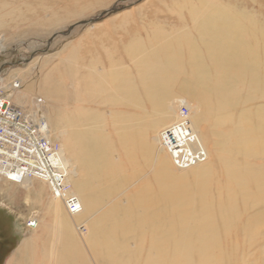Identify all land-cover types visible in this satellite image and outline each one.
<instances>
[{"label": "bare ground", "instance_id": "6f19581e", "mask_svg": "<svg viewBox=\"0 0 264 264\" xmlns=\"http://www.w3.org/2000/svg\"><path fill=\"white\" fill-rule=\"evenodd\" d=\"M185 3L191 25L156 24L144 39H130L125 66L112 63L102 72V80L109 81L106 98L111 119L98 109L89 114L81 108L59 110L57 129L48 127V136L57 135L64 146L59 145L81 211L69 215V222L61 198L48 187L50 201L38 209L40 215L34 221L38 231L19 244L7 264H210L221 260L219 254L211 256L220 244L218 234L224 244L227 229L250 227L236 196L214 195V214H220L217 220L209 213L208 202L199 201L198 215L191 202L195 191L201 198L207 191L214 155L226 170L224 178L235 181L237 190L242 191L251 179L249 182L264 192V170L242 158L255 149V135L264 141V126L255 128L246 115L253 108L264 124V104L251 106L238 116L232 113V102L245 89L249 92L242 98L245 103L264 101V57L260 61L254 52L259 33L254 29L250 37L245 35L233 18L239 17L243 27L249 25L224 6H217V13L211 14L205 4L197 8ZM193 28L198 33H193ZM192 42L196 54L189 50ZM175 85L189 100L173 97ZM13 93L8 95L10 99ZM15 101L23 105L24 97L17 96ZM180 104L188 106L191 127L207 151L205 162L183 171L175 169L160 141L161 131L177 122ZM138 105H142L139 111ZM133 106L137 111L132 113L129 109ZM213 115L220 117L216 128L229 125L232 119V135L219 133L215 139L214 127L208 123L204 132L199 130L198 123ZM103 120L114 131L110 133V151L105 149L109 144H102L106 138L96 137V126ZM85 124L86 134L79 138L74 128ZM153 131L152 140H148ZM201 134H205L204 142ZM23 184L34 189L41 186L42 190L45 186L39 180ZM87 216L98 220L87 224ZM76 219L85 225L80 239L76 237ZM131 232L139 236H131ZM82 242L85 248L79 246Z\"/></svg>", "mask_w": 264, "mask_h": 264}, {"label": "rangeland", "instance_id": "374dc122", "mask_svg": "<svg viewBox=\"0 0 264 264\" xmlns=\"http://www.w3.org/2000/svg\"><path fill=\"white\" fill-rule=\"evenodd\" d=\"M185 1L193 3L189 5L190 7L199 8L205 4L207 12L211 14L217 13L215 10L217 6H224L231 12L241 15L242 20L249 26L243 27L237 20L239 17L233 18V21L239 25V30H245L244 34L248 37L256 29L259 35L256 37L258 44L254 52L259 56L260 61L261 57H264V35H262L264 34V0H0V45L2 46L0 47V85H8L9 88L3 87V90L10 95V84L16 78L21 88L13 93L12 103L32 118H36L38 114L43 115L50 129H57L59 110L72 111L73 108H81L84 113L89 114L94 109H98L111 119L112 109L110 111L107 108L106 98L109 81L107 78L102 80V72L109 70L107 68L112 63L116 64V67L125 66L127 64L126 47L130 39L135 37L144 39L148 31L156 24H161L163 27L191 25ZM161 3H173L174 11L167 12L164 10L166 6L158 5ZM175 16L179 22H176ZM146 18L172 20L176 23L167 24L156 21L147 23L145 25L149 30L145 31L147 28L144 27L145 35L142 36L135 27L138 22ZM193 33H198L196 28H193ZM189 47L192 48H189L190 52L196 54L195 43L192 42ZM248 84L246 80V86ZM248 93L247 89L243 90L232 102L234 104L232 113L238 116L241 111L251 106L264 104V101L245 103L242 98ZM14 95L23 96L24 104L18 105ZM76 96H78L77 99ZM173 97H184L189 100L180 92L178 85L173 88ZM38 99L42 100V104L38 103ZM141 106H137L138 111ZM134 108L133 106L129 111L136 112L137 109ZM146 108L149 109V107ZM248 112L250 113L246 115L251 117L254 126L257 124L264 126L253 108H250ZM104 120L101 125L96 126V137L106 138L102 144H109L105 149L110 151V133L114 131L112 126H107ZM205 120L197 125H200L201 132L205 131L208 123L214 127L215 139H218L219 133L232 135V119L230 124L223 128L221 126L216 128L215 124L220 120L219 116L213 115L206 117ZM154 126L159 128L157 124ZM87 129L88 124L74 128L79 138L86 134L84 130ZM153 136L154 131L148 136V140H152ZM201 136L204 142L205 134ZM50 139L63 146L57 135L51 134ZM254 140L256 147L251 156L242 158L244 162L257 163L256 169L264 170L262 160L264 141L259 135H255ZM208 148L211 149V146ZM212 156L210 155L211 158ZM116 157L119 161L121 160L118 156ZM214 157V165L209 169L210 176L207 178V191L202 195L203 198L199 197L200 194L196 191L194 192L192 208L197 215L200 214L199 201L201 200L202 203L205 200L209 203V213L214 214V195L223 198L233 195L241 204V215L246 214L251 224L246 229H240V225L227 229L225 233L228 235V240L224 244L217 232L220 244L212 250L211 256H214V253L219 254L221 260L211 261L210 264H264V192L258 191L259 186L249 182L253 181L251 179L247 182L250 184L244 185L242 191L237 190L234 187L235 181L229 177L224 178L227 173L224 166L220 165L219 156L214 155ZM138 158L142 160L141 157ZM239 160L241 162L240 158ZM207 165L210 166L208 160ZM186 181L191 182V179L186 176ZM48 187L45 183L44 191L41 186L34 189L25 184L18 186L8 181L0 182V211L13 218L12 244L15 245L10 254L5 251L0 252V264H7L19 244L23 240L27 241L32 233L38 231V228H34V221L40 215L38 209L45 207V204L50 201L52 193L47 191ZM10 188L14 190L11 197L9 195L7 197ZM247 191L250 194L245 196ZM244 198L249 200L248 204L243 202ZM60 203L64 210L63 202L60 201ZM256 203L258 206L251 208ZM64 213L67 220L71 222L69 214L65 210ZM212 216L216 217L214 220H217L220 214ZM97 220L87 216L86 223L91 224ZM30 222L28 227L27 224ZM84 227L85 225H80L76 219L78 239L82 236ZM134 233L131 232V236ZM136 236H139V233H135L134 237ZM120 239L124 240L123 236ZM78 244L82 246L81 248L86 247L84 243Z\"/></svg>", "mask_w": 264, "mask_h": 264}, {"label": "built area", "instance_id": "2783aa9c", "mask_svg": "<svg viewBox=\"0 0 264 264\" xmlns=\"http://www.w3.org/2000/svg\"><path fill=\"white\" fill-rule=\"evenodd\" d=\"M20 88V83L14 81L10 84V93ZM7 94L0 85V182L20 185L32 180L43 181L61 198L65 211L70 216L77 215L81 211L79 200L69 181L62 150L48 136L46 118L43 115L29 117ZM38 103L42 104V100L38 99ZM189 115L188 106L181 104L177 122L160 133L162 149L180 171L207 159V151L200 145Z\"/></svg>", "mask_w": 264, "mask_h": 264}, {"label": "trees", "instance_id": "16d2710c", "mask_svg": "<svg viewBox=\"0 0 264 264\" xmlns=\"http://www.w3.org/2000/svg\"><path fill=\"white\" fill-rule=\"evenodd\" d=\"M1 212V211H0ZM0 215V252H8L9 254L15 248L12 244L13 240V218L4 212Z\"/></svg>", "mask_w": 264, "mask_h": 264}, {"label": "crops", "instance_id": "0c3cea01", "mask_svg": "<svg viewBox=\"0 0 264 264\" xmlns=\"http://www.w3.org/2000/svg\"><path fill=\"white\" fill-rule=\"evenodd\" d=\"M154 5H157V4H154ZM158 5H163V6H166V8L164 9V10H167V12L168 11H172L173 10V8H172V5H173V3H170V4H158ZM245 5V4H244ZM246 6V5H245ZM248 7V6H247ZM249 7H251V6H249ZM174 11V10H173ZM176 17V16H175ZM177 18V17H176ZM153 21H156V22H162V23H167V24H169V23H173L174 21H172V20H169V21H167V20H150L149 18H146V19H143V20H141L140 22H138V25L135 27L136 29H138V31L137 32H139L142 36H144L145 35V32H144V30H143V28L145 27V28H147L146 30L148 31L149 29H148V26L147 25H145V24H147V23H151V22H153ZM176 22H179V19L177 18V21ZM176 22H174V23H176ZM135 29V30H136ZM132 32H134V30H132ZM21 188H24V187H21ZM13 190L14 189H11L10 188V190L8 191V193H7V197H8V195L11 197V195H12V193H13Z\"/></svg>", "mask_w": 264, "mask_h": 264}]
</instances>
